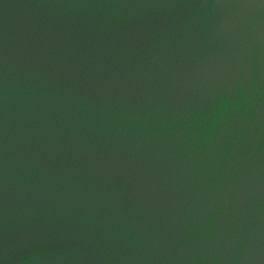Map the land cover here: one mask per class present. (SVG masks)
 <instances>
[{
    "label": "water",
    "instance_id": "water-1",
    "mask_svg": "<svg viewBox=\"0 0 264 264\" xmlns=\"http://www.w3.org/2000/svg\"><path fill=\"white\" fill-rule=\"evenodd\" d=\"M0 264H264V0H0Z\"/></svg>",
    "mask_w": 264,
    "mask_h": 264
}]
</instances>
